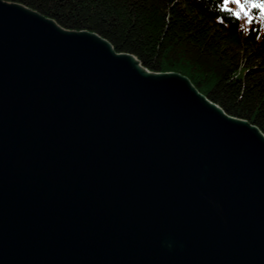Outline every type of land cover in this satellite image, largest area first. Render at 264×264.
Here are the masks:
<instances>
[{"label": "water", "instance_id": "1", "mask_svg": "<svg viewBox=\"0 0 264 264\" xmlns=\"http://www.w3.org/2000/svg\"><path fill=\"white\" fill-rule=\"evenodd\" d=\"M133 58L0 0V264H264V135Z\"/></svg>", "mask_w": 264, "mask_h": 264}, {"label": "trees", "instance_id": "2", "mask_svg": "<svg viewBox=\"0 0 264 264\" xmlns=\"http://www.w3.org/2000/svg\"><path fill=\"white\" fill-rule=\"evenodd\" d=\"M3 1L66 30L94 33L151 72L186 76L227 115L264 135V13L249 0L245 9L223 0Z\"/></svg>", "mask_w": 264, "mask_h": 264}, {"label": "snow or ice", "instance_id": "3", "mask_svg": "<svg viewBox=\"0 0 264 264\" xmlns=\"http://www.w3.org/2000/svg\"><path fill=\"white\" fill-rule=\"evenodd\" d=\"M224 5L227 6L230 3L235 5H243V0H223ZM249 2L252 4L253 8H259L261 9L262 13H264V2H258V0H249ZM227 11L231 12L232 8H227ZM237 18H239V15L237 14ZM252 21L250 20L249 23Z\"/></svg>", "mask_w": 264, "mask_h": 264}, {"label": "rangeland", "instance_id": "4", "mask_svg": "<svg viewBox=\"0 0 264 264\" xmlns=\"http://www.w3.org/2000/svg\"><path fill=\"white\" fill-rule=\"evenodd\" d=\"M241 9V8H240ZM134 57V56H133ZM135 62H139L137 58L134 57ZM140 63V62H139ZM141 69H144V67L141 65ZM146 69V68H145ZM148 70V69H147ZM149 71V70H148ZM151 72V71H150ZM149 72V73H150ZM172 73V72H163V74ZM183 76V75H182ZM186 77V76H185ZM187 78V77H186ZM187 80L192 84V82L187 78ZM193 85V84H192ZM203 95V94H202ZM205 96V95H204ZM207 99V98H206Z\"/></svg>", "mask_w": 264, "mask_h": 264}, {"label": "bare ground", "instance_id": "5", "mask_svg": "<svg viewBox=\"0 0 264 264\" xmlns=\"http://www.w3.org/2000/svg\"><path fill=\"white\" fill-rule=\"evenodd\" d=\"M133 61H134V58H133Z\"/></svg>", "mask_w": 264, "mask_h": 264}]
</instances>
